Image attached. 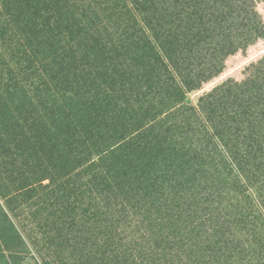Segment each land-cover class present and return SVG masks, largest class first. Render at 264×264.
<instances>
[{
    "label": "rangeland",
    "instance_id": "rangeland-1",
    "mask_svg": "<svg viewBox=\"0 0 264 264\" xmlns=\"http://www.w3.org/2000/svg\"><path fill=\"white\" fill-rule=\"evenodd\" d=\"M231 2L0 0V264H147L167 214L180 241L183 203L206 199L178 203L140 162L157 153L152 166L171 171L194 155L207 113L241 133L233 140L256 153L262 183L264 0ZM161 182L160 207L142 209ZM241 230L231 263L264 264L263 225L257 236ZM181 238V258L203 253L211 264L238 248Z\"/></svg>",
    "mask_w": 264,
    "mask_h": 264
},
{
    "label": "trees",
    "instance_id": "trees-1",
    "mask_svg": "<svg viewBox=\"0 0 264 264\" xmlns=\"http://www.w3.org/2000/svg\"><path fill=\"white\" fill-rule=\"evenodd\" d=\"M231 1L232 2L229 5L228 3L226 5L234 6L236 2V9L242 10V6L238 4L240 0ZM251 1L252 0H242V3L248 4ZM238 15H240V13ZM253 24L256 23L253 22ZM250 26L251 25H249V27ZM257 28L258 26H256V30ZM261 96L264 102V95ZM204 116L208 119L209 124L205 123V118L200 124V132L203 138L202 141L200 140V143H198L199 141L196 143L199 146V152H197L198 149H196V151L193 152L194 155L190 153L192 156L187 153L186 155L184 154L185 158L182 160V162L176 165L174 164L175 166L171 168V174H169L171 171H168L165 162L152 166L160 159H163L161 158L162 155L157 157V153L156 157H151L150 160H146V158L143 157L140 163L147 164L148 166L151 165L149 172L154 173L152 177L153 181L154 178L164 177L161 178L163 184L165 185L163 186L164 188L162 190L166 191L171 188L174 191L179 192L177 201L178 203L181 202L182 197L187 201H196L198 198L206 199L205 202L201 204L204 205L203 207H201V205L197 207L199 209H195V207L189 205L188 202L183 203L182 207L180 206L182 211L179 213V219H177V229H182L183 231L179 232L178 237L181 240V237H183L189 242L192 241L203 244L206 242V240L209 241L211 238L208 242L209 247H219L220 244L216 241H220L223 243V245L235 241L236 243L234 245L238 246L237 252H233V256H225L223 261V264H228V262L229 264H232L231 260L235 257V255L241 252V247H243V245L239 243L241 240L240 234L238 235V233L242 231L241 228L250 227L253 236H257L255 233L256 224H262L264 227V198L261 197L263 194L261 193V190L264 188V177L261 176V183L257 178L260 177L259 171L257 170V176L255 172L252 173L250 169V165L255 164V159L257 158L256 153L251 154L253 150H243L241 152L239 149V140H237V142L233 140L235 139L233 135L239 139L241 133L237 132L234 134L235 132H233V135H231L232 133L229 131V128L223 126V129H221L220 126H216V124L212 123L211 117L208 113L207 115L204 114ZM252 140L254 141V139ZM248 147L250 146L248 145ZM198 154L200 155V158H196L197 161L195 164L192 163ZM135 166L136 163H134L132 168ZM261 167L262 168H260V171L264 170L262 165ZM173 173L174 176L172 175ZM196 173H203L201 175L205 176V179L207 177L209 182H203L200 178L194 179L192 174ZM191 176L193 177L192 180L189 179ZM203 176L201 178H203ZM188 180H190V182ZM219 180H225L223 181L225 186L227 184H225L226 181L234 182L235 186L237 187V193L232 195L227 189L224 188V186L217 187V184H214V181ZM162 182L160 185L154 186L155 190L151 191V193H149L147 196H144L140 202L142 203V209H158V207H160L159 194L161 190L157 189V187H162ZM255 185H259V187L256 188V193L251 194L247 192L248 188ZM186 192L188 193L187 196ZM172 193L174 192L172 191ZM183 194H185L186 197L183 196ZM239 203L242 205L235 207V205ZM225 206L228 216L226 213L222 215V210ZM183 208L190 209L184 211ZM167 217L168 214L166 215V218L160 217L157 220L160 223L156 224L157 228L160 230L165 229L168 233L166 234V237H162L153 243V247L149 250V254L147 255V264H211L209 261L211 258L209 259L208 257H205L203 253L198 254L189 251V253L185 255V258L183 257L184 260L181 258L183 256L184 250H182L179 242L184 245L185 240L179 241L177 236L173 235L174 233L171 230V226L166 225L167 223H164ZM248 218L251 219L250 223L253 222L252 226L247 225L248 223L246 222V219ZM149 225H151L150 219L148 221V226ZM182 232H186L188 235H183L181 234ZM212 238H214L215 241Z\"/></svg>",
    "mask_w": 264,
    "mask_h": 264
}]
</instances>
